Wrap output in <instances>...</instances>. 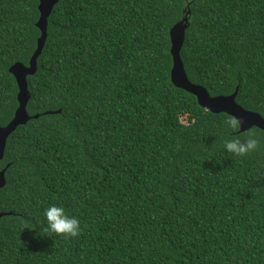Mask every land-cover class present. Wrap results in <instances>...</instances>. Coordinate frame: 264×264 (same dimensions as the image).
<instances>
[{"label": "trees", "instance_id": "16d2710c", "mask_svg": "<svg viewBox=\"0 0 264 264\" xmlns=\"http://www.w3.org/2000/svg\"><path fill=\"white\" fill-rule=\"evenodd\" d=\"M185 17L188 81L210 97L237 89L264 119V0H57L26 78L40 117L0 160V264H264V132H231L172 85L169 30ZM38 18V0H0V127ZM248 132L256 152L224 151ZM50 204L80 219L77 238L45 231Z\"/></svg>", "mask_w": 264, "mask_h": 264}, {"label": "water", "instance_id": "95a60500", "mask_svg": "<svg viewBox=\"0 0 264 264\" xmlns=\"http://www.w3.org/2000/svg\"><path fill=\"white\" fill-rule=\"evenodd\" d=\"M56 3L57 0H38L39 18L36 27L40 31V37L37 39L36 49L27 66H24L21 63H15L8 69V72L12 75L17 85L18 93L16 99L18 106L11 121L6 126L0 127V160L4 155L6 141L15 129L18 126L25 125L31 119L35 120L40 117V115L29 116L26 112V105L30 98L26 78L32 76L36 71V59L41 53L47 36V19ZM186 22L187 18L185 17L169 30L170 55L172 59L170 81L172 85L177 89L183 90L194 96L197 105L205 111L212 114H226L229 117H235L241 121L238 131L239 133L246 132L253 127L264 132V119L258 114L246 111L236 104L235 97L237 89H235V91L229 96L210 97L204 88L188 81L180 59V50L184 42V33L187 28ZM59 113L60 110L56 112H48L44 115ZM6 169L7 167L0 170V189H2L6 183ZM5 215L6 214L4 213H0V218Z\"/></svg>", "mask_w": 264, "mask_h": 264}, {"label": "clouds", "instance_id": "9594fccd", "mask_svg": "<svg viewBox=\"0 0 264 264\" xmlns=\"http://www.w3.org/2000/svg\"><path fill=\"white\" fill-rule=\"evenodd\" d=\"M227 128L231 132H236L241 121L235 117H229L226 120ZM259 141L252 132L246 133V138L241 139L238 136L225 139L223 149L225 152L235 157H247L249 154L257 151ZM45 231L63 237L64 239L77 238L81 233V221L74 215H69L65 207L57 204L48 205L44 211Z\"/></svg>", "mask_w": 264, "mask_h": 264}]
</instances>
